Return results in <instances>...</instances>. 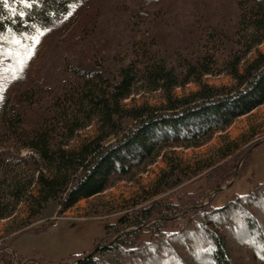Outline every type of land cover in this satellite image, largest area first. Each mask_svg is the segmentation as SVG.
<instances>
[{
    "label": "trees",
    "instance_id": "trees-1",
    "mask_svg": "<svg viewBox=\"0 0 264 264\" xmlns=\"http://www.w3.org/2000/svg\"><path fill=\"white\" fill-rule=\"evenodd\" d=\"M93 2L37 0L24 9L23 20L0 4V47L4 36H30L49 29L73 9ZM236 4L233 37L214 36L195 58L172 61L135 44L111 61L70 65L69 78L49 94V102L43 103L34 92L18 102L6 99L0 106V221L15 216L24 203L29 219L42 218L50 202L65 213L119 181L133 180L160 157L168 168L152 183L148 198L204 171L222 176L221 182L231 177L229 164L241 153L234 141L216 150L209 163L195 167L175 162V151L169 150L203 146L215 133L264 105V50L260 49L264 0H236ZM224 74L232 85L215 87L204 81L208 75ZM193 83L197 90L176 95L178 88ZM153 93L161 94L159 105L135 100ZM88 128L93 134L82 137ZM23 151L29 154L22 156ZM222 161L226 163L218 165ZM256 188L237 194L225 206L202 210L192 230L159 232L148 243H130L122 237L68 264H237L226 237L228 229L232 238L247 244L250 253L264 262V181ZM151 214V210L141 212L144 218ZM39 256L44 255L37 252L32 258Z\"/></svg>",
    "mask_w": 264,
    "mask_h": 264
},
{
    "label": "rangeland",
    "instance_id": "rangeland-1",
    "mask_svg": "<svg viewBox=\"0 0 264 264\" xmlns=\"http://www.w3.org/2000/svg\"><path fill=\"white\" fill-rule=\"evenodd\" d=\"M237 18L236 0H95L90 6L73 9L49 29L39 30L43 34L31 48L32 55L25 56L23 68L18 54L22 45H31L24 37L36 36L38 31L30 36H4L0 47V106L6 99L18 102L30 92L43 103L49 102V94L69 78L70 65L86 67L103 58L111 61L116 53L129 51L135 44L172 61L195 58L214 36L221 40L233 37ZM260 49L264 50V45ZM204 81L215 87L233 84L226 74L208 75ZM198 88L193 83L175 93L183 95ZM135 100L139 104L162 102L160 93L136 96ZM92 134L93 128H88L82 137ZM228 141H234L241 153L229 164L232 175L223 182L222 176H208L204 171L162 195L148 198L146 192L168 168L165 158L160 157L138 171L133 180L119 181L65 213L50 202L43 217L34 220L29 219L26 204L20 205L15 216L0 221V264H68L122 237L130 243H148L159 232L192 230L202 210L225 206L237 194H246L264 181V105L235 120L224 132L215 133L203 146L169 150L175 151V162L195 167L209 163ZM28 154L23 151L22 156ZM146 210L152 211L149 218L141 216ZM140 218L143 223L136 225ZM44 227L46 230L40 231ZM230 233L228 229L226 237L237 264H264ZM130 234L136 237L129 238ZM37 252L44 256L33 259Z\"/></svg>",
    "mask_w": 264,
    "mask_h": 264
},
{
    "label": "snow or ice",
    "instance_id": "snow-or-ice-1",
    "mask_svg": "<svg viewBox=\"0 0 264 264\" xmlns=\"http://www.w3.org/2000/svg\"><path fill=\"white\" fill-rule=\"evenodd\" d=\"M37 3V0H0V4H3L5 8H8L12 16H19L23 20L27 16V12L24 9H30ZM10 4L22 6L19 10L16 7H10ZM42 32H37L36 36L24 37V39L31 40V45L23 46V51L18 54L19 63L21 68H23L25 56L30 57L32 55L31 48L39 42V36L42 35ZM18 45L21 44V41H15Z\"/></svg>",
    "mask_w": 264,
    "mask_h": 264
},
{
    "label": "water",
    "instance_id": "water-1",
    "mask_svg": "<svg viewBox=\"0 0 264 264\" xmlns=\"http://www.w3.org/2000/svg\"><path fill=\"white\" fill-rule=\"evenodd\" d=\"M258 145H259V144H257L256 147H257ZM256 147H255V148H256ZM235 175H236V174H235ZM220 190H222V189H220ZM100 248H101V247H96V248H95L90 254H93V253L97 252ZM90 254H89V255H90Z\"/></svg>",
    "mask_w": 264,
    "mask_h": 264
}]
</instances>
